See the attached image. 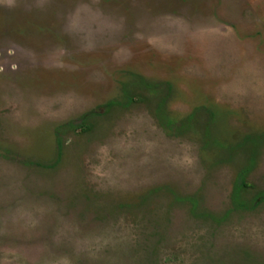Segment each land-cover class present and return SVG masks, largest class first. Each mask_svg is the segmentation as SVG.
Returning a JSON list of instances; mask_svg holds the SVG:
<instances>
[{
    "label": "rangeland",
    "instance_id": "374dc122",
    "mask_svg": "<svg viewBox=\"0 0 264 264\" xmlns=\"http://www.w3.org/2000/svg\"><path fill=\"white\" fill-rule=\"evenodd\" d=\"M0 264H264V0H0Z\"/></svg>",
    "mask_w": 264,
    "mask_h": 264
}]
</instances>
